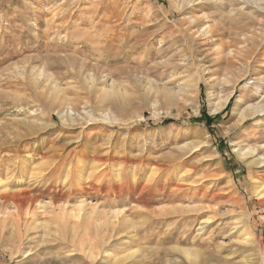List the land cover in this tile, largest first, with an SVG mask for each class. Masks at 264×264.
Here are the masks:
<instances>
[{"label":"rangeland","instance_id":"rangeland-1","mask_svg":"<svg viewBox=\"0 0 264 264\" xmlns=\"http://www.w3.org/2000/svg\"><path fill=\"white\" fill-rule=\"evenodd\" d=\"M259 100L264 0H0V264H264Z\"/></svg>","mask_w":264,"mask_h":264},{"label":"bare ground","instance_id":"bare-ground-1","mask_svg":"<svg viewBox=\"0 0 264 264\" xmlns=\"http://www.w3.org/2000/svg\"><path fill=\"white\" fill-rule=\"evenodd\" d=\"M205 31V30H204ZM260 88V86H259ZM258 88V89H259ZM259 93H261V90L259 89L258 90ZM229 97H225V98H222L216 102H213L211 101V105H210V111L211 112H219L220 110H222L223 108H225V106L227 105L228 101H229ZM262 100V99H261ZM260 101V100H259ZM192 102V101H191ZM238 112L241 114L240 116H242L243 118L247 116V114L249 116H252V115H256V114H259V115H262L264 114V101H260V102H254L253 104L249 105L247 108H240L238 110ZM107 118H110L109 116H105V119ZM189 146V145H188ZM187 146V147H188ZM262 149V148H261ZM241 156L242 157H246V156H249V155H254L256 152H257V157L255 159H257V165L259 167H262L264 166V153L262 151H260L259 147L257 146H249L248 148L244 149V148H239L238 149ZM23 184V183H22ZM22 184H19L17 187H19L18 189H21L20 187H22ZM2 190V189H1ZM7 190V189H6ZM256 191V194L257 195H262L264 196V175L262 176V181L258 184V186L256 187L255 189ZM1 192V191H0ZM23 192V191H22ZM71 192V191H70ZM4 196L8 199H13L16 203H19L20 205H23L25 203V200L29 199V197L31 195H29L27 192L23 193V195L21 194V191H9L7 194L5 193ZM21 196H23V198H21ZM43 210V209H42ZM67 211V210H66ZM62 212V211H61ZM81 212V211H80ZM155 212V211H153ZM65 213V212H64ZM72 214V213H71ZM98 215H101V214H98ZM154 215V214H153ZM101 217V216H100ZM105 217V216H103ZM99 218V217H97ZM100 219V218H99ZM113 220V219H112ZM23 221V220H22ZM99 221V220H98ZM104 221V220H103ZM118 221V220H117ZM151 221V220H150ZM24 223V222H23ZM44 223V222H43ZM104 223V222H103ZM114 224H117V222H113ZM149 223V222H148ZM101 224V223H100ZM14 226V224H13ZM73 226H76L75 224H73ZM200 230L204 227L203 225H200ZM241 229V228H240ZM203 230V229H202ZM75 235V234H74ZM245 237H243V241H245L246 243H250L251 241H253V234L249 231H247V233L244 234ZM76 236H78L76 234ZM112 236V235H111ZM121 237V236H120ZM78 238V237H76ZM113 239V238H112ZM75 240V239H74ZM79 241V240H78ZM83 243V242H82ZM86 243V241H85ZM97 243V242H96ZM87 244V243H86ZM92 245V243H90ZM95 244V243H94ZM79 245L78 242L76 244V246ZM96 245V244H95ZM98 245V244H97ZM259 245V244H258ZM75 246V245H74ZM75 246V247H76ZM80 246V245H79ZM89 247V249L92 250V246L90 245H87ZM94 246V245H93ZM103 246V244H102ZM106 246V245H105ZM84 247V246H83ZM79 248V247H78ZM77 248V249H78ZM97 248V247H96ZM95 248V249H96ZM91 250L89 251L90 254H91ZM109 250V249H108ZM257 251V250H256ZM93 252V251H92ZM96 253V252H95ZM100 253V252H99ZM93 254V253H92ZM105 254V253H103ZM107 254V253H106ZM259 254V253H257ZM98 255V254H97ZM131 255V254H129ZM91 256V255H90ZM108 256V255H107ZM28 258L30 257V254H27L24 256V258ZM117 257V256H116ZM126 257V255H125ZM125 257H119V258H116L114 259V261L112 263H104L103 261H101V264H128L126 263V260H125ZM183 257V256H182ZM262 257V255L260 256ZM33 258H29V260H32ZM172 261H171V264H185V259L181 258V256H174L172 257ZM259 259V257H258ZM58 258L57 257H53V256H48V257H45V258H41L40 259L38 258V260H32L30 264L32 263H35V262H39V263H36V264H56ZM214 259L210 258L208 255L207 256H202L201 257V262L199 264H213L215 263L213 261ZM245 264H250L248 263L247 261L244 262Z\"/></svg>","mask_w":264,"mask_h":264}]
</instances>
